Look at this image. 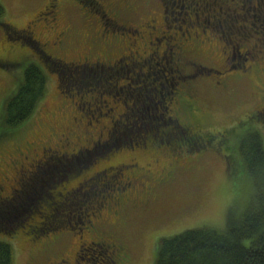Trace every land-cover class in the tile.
Returning a JSON list of instances; mask_svg holds the SVG:
<instances>
[{"label":"trees","instance_id":"trees-1","mask_svg":"<svg viewBox=\"0 0 264 264\" xmlns=\"http://www.w3.org/2000/svg\"><path fill=\"white\" fill-rule=\"evenodd\" d=\"M74 1L86 5L84 9L86 15H82V17L98 21L96 23L97 29L93 28L91 21L84 26V46H82L84 50L78 57L69 59L65 54L72 48L71 46L56 43L55 46H62L63 51L61 53L60 49L57 50L54 47L57 52L54 54L44 47L42 40L33 34L34 30L32 28L26 27L29 30L25 38L31 37L30 40L24 41L26 46L23 43L22 45L35 52L38 58L33 60V63L27 64L24 69L20 67L26 62L25 60L20 59L15 63L14 76L20 77L21 82L3 102L0 112L3 120L0 139L10 137L11 133L15 132L14 128L16 129L18 125L24 123L34 113L37 104L44 96L47 74L52 69H57L60 74L68 72L66 74L68 75L71 71L74 73V71H84L86 68L98 69L101 65V68L106 67L109 74L100 80L64 88L61 79H59V74L56 71L54 72L58 76L55 75L59 80L62 95L65 98L66 96L70 97L76 106V111L83 115L78 121L74 118L71 119L72 124H75L77 127L74 126L79 131L64 123L63 126L67 128V132L63 130L61 133H56L57 141L53 147L51 145L43 147L40 142V146L36 144V148H34L30 144L24 143L25 154L16 141L12 142V147L19 149L25 162L12 167L14 173L11 178H7L9 179V185L5 186L9 191H6L5 187L0 185V211L1 208H4L1 206L4 202L13 201L18 203L26 201L27 191L34 189L32 180L35 169L46 163L52 152L58 151L56 152L57 161L64 162L71 159L72 164L69 163L70 165L65 168H73L71 171L67 170L69 177H74L79 171L84 174L69 183L66 180L61 181L60 185L66 184L63 188H55V186L51 187L50 191L41 192L40 195L36 193L33 198H36V200L33 203L22 202L18 209L13 208L9 216L8 214H0V264H14V245L11 241L14 238L32 245L28 252V260L31 261L36 256L37 243L49 240L51 244L62 236L59 235L60 233L67 230L75 232L78 237L79 232L83 229L87 230L92 225L102 227L99 228L96 234L101 233V236L104 235L105 238L111 241L117 242V240H120L119 244L126 248L125 253H115L113 255L111 249L106 247L110 256H105L104 261L107 264H130L134 253L132 244L114 233H111V236H106L108 230L102 233L106 225H123L124 222H118V217L114 218V214L119 215L121 210L113 204L117 197V191H111V184L108 185L107 190H104V184L100 179L97 180V176L121 159L117 157L118 153H126L121 156L126 160L125 157L136 151V148L139 152L153 145H163L165 142L169 143L171 147L169 149L173 153L180 152L182 149L201 153L204 149L212 147L213 143L220 144L219 150L225 146V150L229 153L226 155L229 171L232 173L242 172V174L246 172L253 180L254 196L244 206L240 214H236L235 210H230L226 215L222 228L201 225L184 229L170 236L159 237L154 264H264V143L258 126L254 125L260 123L258 121L260 120L259 115L262 113L264 105L251 112L248 119L240 120L232 128L226 129L217 135V133L208 131V126L211 124V115L208 108L200 102L194 87L196 79L202 77V74L221 75L222 83L215 82L214 85L216 90L221 92L227 90L230 81L243 77L241 73H237L236 70L238 69L232 70L231 68L229 60L232 51L226 39L222 43L219 42L214 45L220 55L225 54L220 63L207 65L197 60L201 56L198 55L200 46L208 45L206 52H209V44L212 43L214 38L220 39L216 31H218L217 24L221 25L218 18L221 16L208 13V20L205 19L201 22L196 7H188L183 12V16H186L182 17L176 25L168 21V10L173 11L176 6L175 1L155 0L154 6L152 7L151 4L144 16L137 15V22L133 25L127 23L128 18L125 17V13L120 12L121 8L131 7L129 0H105L104 3L97 0ZM132 1L145 8L148 5L147 0ZM198 1L207 7L211 0H197V8H200ZM225 1H227V7L229 4L235 3L234 0ZM245 1L238 0L239 4L237 5L241 11L244 10ZM53 2L60 4L59 0H52L44 6L43 11H50L53 8ZM262 4L264 5V3ZM214 6L215 4L212 8ZM254 8L256 9L257 6L254 5ZM3 9V5L0 4V14ZM157 13L165 15L167 19L166 26L173 27V29L165 28L157 36V38L163 39L161 44H157L156 35L154 41L152 40L154 32L161 31L157 25L158 19L156 18H159ZM123 18L126 19L123 20ZM244 20L246 21L247 18L244 17ZM7 24L11 25V23L0 20V25L4 29L6 25V33L10 29L13 31ZM238 25L242 31L251 28L248 23L244 22ZM90 29L92 30L90 31ZM176 31L188 33L184 34L188 37L186 38L184 35L180 37L179 33L178 35L174 34ZM29 32H32V34ZM63 33L62 36L65 42L66 34L72 33V27L68 26L63 30ZM149 33L153 34L150 37H145ZM13 34L18 35L14 32ZM174 36L177 38L175 39ZM255 37V33L249 32V34H242L243 40L238 39L240 47L243 45L247 47L245 54L250 56L248 60L254 59L253 56L255 58L258 56L256 51L258 52L260 47L257 45L256 40H252ZM251 40L252 42H250ZM149 41L156 44V52L151 51V56L148 51ZM167 41L169 44H167ZM155 44L151 45L153 49ZM122 45H126V47L120 48ZM74 47L76 48L75 45ZM165 48L166 51L163 53ZM145 50L146 52H144ZM7 51L0 50V68L9 71L8 67L13 57L8 56ZM118 58L122 59L119 63H115L114 60ZM159 61L167 64L172 79L171 85L166 86L162 92H160L162 83L159 86L156 77H150V71L148 70L152 64H158ZM232 65L238 66L237 68L246 66L244 68L246 72L252 66L256 67L257 72L254 75L257 80H260L259 75H257L260 68L259 64L250 62L245 65ZM124 66L127 71L123 70ZM130 71L136 76L143 77L140 83H148L150 87L149 94L152 98L150 101L141 96L139 79H131ZM131 84H135V86ZM131 88L136 89V91ZM131 92H135L136 97ZM124 93H127L128 97H125ZM103 95L106 98L105 100L102 99ZM75 98H78L77 101H75ZM157 100H160V104H157V106H161L159 108L155 106ZM66 102L57 105L62 109L61 113L58 112L61 117L68 114ZM84 102L86 108L83 106ZM148 102L151 103L150 108L144 106V103ZM119 104L121 105L118 106ZM121 106L123 107L119 109ZM95 108H98L97 111H95ZM159 109H162L161 112ZM45 110L46 107L44 112ZM52 115L53 111L49 110L46 115L47 119L43 122L44 127L52 128L51 123L48 121ZM68 116L74 117L75 115L72 113ZM68 116L64 118V121H67ZM165 116L166 119L163 118ZM101 118H105V121H100ZM249 119H253L252 124H246ZM129 121L134 122L135 126L129 130L128 128L123 129L122 131H127V135L123 136L124 139L119 140L117 134L115 135L116 126H122ZM99 130L106 131L101 142L87 150L89 146L94 144L93 140ZM67 142L71 143L70 146L66 145ZM27 152H29V155H27ZM66 152H69L70 155L62 156ZM100 158L107 160L97 164ZM84 163L90 165L85 164L86 166H84ZM133 171V169H128L126 173L129 175ZM88 173L91 176L89 182L95 179L97 184H102L99 186L100 191L103 194L105 193L104 197L80 205L78 213L83 214L71 221L67 218V213L71 210V207L64 202L72 197L76 189L86 182V177H89ZM101 177H103L102 180L111 178L110 176H104V174ZM56 185L58 186V182ZM39 187L37 186L36 189ZM92 196L95 198V196L98 197V194L92 193ZM102 206L105 211L104 216L100 212ZM2 234L14 235L12 239H8L9 242ZM98 236L92 237L94 243L88 245L89 247L104 244ZM42 250H47V247L43 246L42 249H38V251ZM97 260L95 259L90 264H99L100 262ZM82 263L84 264V262Z\"/></svg>","mask_w":264,"mask_h":264},{"label":"rangeland","instance_id":"rangeland-1","mask_svg":"<svg viewBox=\"0 0 264 264\" xmlns=\"http://www.w3.org/2000/svg\"><path fill=\"white\" fill-rule=\"evenodd\" d=\"M47 1L48 0H0V4L4 7L0 14V20L11 23L13 26L7 24V26L13 29V31L11 29L8 30L7 33L9 34H7L5 32L6 25L5 29L0 25V50L3 52L8 50L7 55L13 57L11 64L9 67L7 66L9 71L0 68V112L5 99L13 93L14 89H16L21 82L20 77L17 78L14 76L16 61L20 59L25 60L26 62L20 67L24 69L27 64L33 63V60L38 58L35 52L24 47L26 46L24 41L30 40L31 37L25 38L28 33H23V29L28 24L30 28L34 30L33 34L42 40L44 47L54 54L57 53L54 47H56L57 50L60 49L61 53L63 51L62 46H55L56 43H64L65 46H71L72 48L65 54L69 59L78 57L84 50L82 48V46H84V26L91 21L93 23V28L97 29L96 23L98 21L82 17V15H86L84 11L86 5L84 6L74 0H59L60 4H58L56 9L44 15H39V10H43L44 4H46ZM97 1L104 3L103 1L105 0ZM173 1H175L176 6L173 11L168 10V21L176 25H178V21H180L182 17L186 16H183V12L188 9V7H196L195 9L199 12L201 22L205 19L208 20V13L210 15L214 13L215 15L221 16L218 17L221 25L217 24L218 31H216L220 39L216 37L212 43L209 44L211 52H206L208 45L200 46L198 55L200 54L201 56H197V60L207 65L220 63L225 54L220 55L217 49L214 48V45L219 42L222 43L223 40L226 39L232 51L229 60L231 65H245L251 62L257 63L260 66L257 73L260 80H257L254 74L247 73L244 69L246 66L237 68V73H241L243 77L230 81L227 90L224 92L220 90L217 91L214 86L215 82L222 81L221 75H214L213 73L210 75V73H207L202 74V77L196 79L194 87L198 93V98L200 102L208 108L211 115V124L208 126V131H212L219 135L220 132L235 126L240 120L248 119V115H250L251 112H254L264 105V5L262 4L264 0H246L243 11H241L237 5L239 4L238 0H234L235 3L229 4L228 7L226 6L227 1L225 0H211L207 7L198 1L200 8H197V0ZM129 2L131 7L126 9L121 8L120 12L125 13V17L128 18L126 21L127 23L134 25L137 22L138 16H144L151 4L153 7L156 1L147 0L148 5L146 8L138 5V3L132 0H129ZM258 2L259 4H257ZM214 4L215 6L212 8ZM254 5L257 6L256 9ZM159 13H157L158 16H162ZM244 17L247 18L246 21ZM125 19L126 18H123V20ZM243 22L248 23L251 28H248L249 30L246 28L245 31L240 30L238 24ZM68 26L72 27V33L66 34L67 38L64 42L62 36V34H64L63 30L68 28ZM91 30L92 29H90V31ZM13 32L18 35H14ZM249 32L255 33L256 37L252 40H256L257 45L260 47L258 52L256 51V55L258 54V56L256 58L253 56L252 58L254 59L251 60H248L250 56L245 54L247 47L244 45L240 47L238 45V39L243 40L242 34H249ZM161 33L160 30L155 31L154 34L152 33V40L154 41L155 35L159 36ZM184 36L186 38L188 37V35ZM252 40L250 42H252ZM84 41L86 42L85 39ZM167 44H169L168 41ZM133 49L135 50L134 47ZM123 70L127 71L125 66ZM148 70L150 71V77H156L159 86L162 83L160 92H162L166 86L171 85L172 79L170 72L167 64L164 62L159 61L158 64H152ZM55 71L59 74V79H61V84L64 88L81 85L93 80H100L103 77H107L109 74L106 67L101 68V65H99L98 69L86 68L84 71L79 70L76 72L74 71V73L71 71L68 75H66L68 72H62L60 74L57 69H52L48 72L44 96L37 104L34 113L30 115L24 123L18 125L16 129L14 128L15 132H12L10 137L7 136L5 139H0V185L4 187L9 185L7 178H11L14 173L12 167L25 162L19 149L12 147V142L16 141L25 154L24 143L27 145L30 144V146L34 148H36V144L40 146V142L43 147L49 145L53 147L54 143L57 141L55 137L56 133H61L63 130L67 132V128L63 126L64 123L70 128L79 131L76 128L77 126L72 124L71 119H73V117L68 116L70 114L72 115V113L73 115H79V112L76 111V106L70 97L66 96V99L62 95L59 87V80L57 79L58 76L54 73ZM144 72L146 71L144 70ZM129 74L131 79H139L138 84L141 87V96L146 98L147 101H150L152 98L149 94L150 87L148 83H140L143 77L136 76L132 71H130ZM131 85L135 86V84ZM132 90L136 91L134 88ZM131 93H134L136 97L135 92ZM124 96L128 97L127 93H124ZM75 99V101H77L78 98ZM102 99H106L104 95ZM64 102H66L68 114L61 117V115H58V112L61 113L62 109L57 105H61ZM102 104L104 105V103ZM150 104L149 102L144 103V106L150 108ZM157 104H160V100L156 101L155 106L158 108L161 107L157 106ZM85 105L86 103L84 102L83 106L86 108ZM120 105L121 104L118 106ZM45 107L46 110L44 112ZM122 107L123 106L119 107V109ZM98 108H95V111H97ZM162 109H159L160 112ZM49 110L53 111V115L49 117L50 119L48 120L51 123V129L43 125V122L47 119L46 115ZM67 116V121H64V118ZM259 117L260 120L258 121L260 123L254 125L258 126V130L263 136L264 143V108ZM163 118L166 119L167 117L165 116ZM2 121V116L0 115V129H2ZM100 121H105V118H101ZM252 123L253 119H249L248 122H246V124ZM134 126L135 123L131 121L128 123L125 122L122 126H116L115 135L117 134L116 136L119 140H121V138L124 139L125 137L123 136L127 135V131L122 130L126 128L129 130ZM165 143L163 145L150 146L145 149V151L148 150V153L137 152L138 148L135 149L136 151L132 152V155L139 159L142 170L151 168V177H153L154 182L162 181V185L155 187V191L158 194L156 200L145 208H135L131 205L126 206L121 212L125 214L123 216V221H125L124 224L106 225L102 231V233H104L105 230H108V233L105 234L106 236H111V233L120 235L121 238L132 244L134 253L132 254V261L130 264H154L155 253L158 248L159 237L161 236H170L184 229L201 225L222 228L227 213L230 210H235L236 214H240L244 206H246L254 196V184L251 177L246 174V172L242 174V172L232 173L229 171L226 159V155L229 153L225 150V146L219 150L220 144L213 143L212 147L204 149L201 153L187 149H182L180 152L173 153L169 149L171 148L169 143ZM70 144V142L66 143L68 146H70ZM151 148H153V150H151ZM56 152L58 151L52 152L46 163L35 169L32 180L34 189L27 191L26 201H20L18 203L13 201L4 202L1 205L4 208H1L0 214H8L9 216L13 208L18 209L22 202L33 203L36 200V198L33 199L36 193L40 195L42 194L41 192L50 191V188L55 186V188H63L66 184L60 185L61 181L64 182L66 180L67 183H69L76 177L84 174L79 171L74 177H69L67 170L71 171L73 168H65L72 164L71 159L64 162L57 161L58 157ZM118 154L119 155L116 154L117 157L123 159L121 156L126 153ZM27 155H29V152H27ZM105 158L98 159L97 164L107 160ZM125 158L129 159L127 157ZM85 164L90 165L88 163H84L83 165L86 166ZM165 169L167 173H165ZM115 173L116 171H112L109 174L115 175ZM87 175H89V177L85 179L87 181L76 189L72 197H69L64 202L71 207V210L67 213V218L71 221L83 214L78 213L80 210L78 207L80 205L90 201H97L104 197L105 193L103 194L100 191L101 188L99 185L104 184V190H107L109 183L112 181L111 178L102 180L103 177H101V175H103V173H101V175L97 176V180L100 179L102 184H97V180L95 179L89 182L91 180L90 173ZM57 182L58 186L56 185ZM37 186L40 187L36 189ZM5 190L9 191L6 187ZM92 193H97L98 197L95 196V198H93ZM100 208V212L104 216L105 211L103 210V206ZM114 215V218H117L118 214L115 213ZM107 216L109 217V215ZM85 230L86 229H83L81 231L82 234ZM2 235L10 242L8 239H12L14 234ZM59 235L62 236L51 244L49 240L37 243L38 246L35 248L36 256L31 261L28 260V252L32 245L25 244L21 240L14 238L11 240L14 245V264H70L68 257L72 258V254L78 243V237L75 232L71 230L62 232ZM88 245L90 244H84L82 255L88 257L91 262L98 259L97 261L100 262L99 264H107V262L104 261L105 256H110V253L106 249V247L109 248L107 244L104 243L90 247ZM43 246H46L47 250L38 251V249H42ZM63 259H66V261Z\"/></svg>","mask_w":264,"mask_h":264},{"label":"flooded vegetation","instance_id":"flooded-vegetation-1","mask_svg":"<svg viewBox=\"0 0 264 264\" xmlns=\"http://www.w3.org/2000/svg\"><path fill=\"white\" fill-rule=\"evenodd\" d=\"M52 0H48L47 3H49ZM55 1V0H54ZM46 3V4H47ZM44 4V6L46 5ZM59 3L55 4V2H53V8L50 9L54 10L56 9V7L58 6ZM47 11H39V15L40 14H46ZM157 20V25L159 26L158 29H161V32L164 30V28H168V29H173L172 26H166L165 22H166V17L165 15L160 16L159 18H156ZM154 21H156L155 19H153ZM26 27H30L29 24ZM26 27L23 29V32H28L29 29H26ZM107 30V28H106ZM32 34V32H29ZM180 35V37H182L184 34L180 33L179 31L175 32L174 34ZM152 35V33H149L147 36L145 37H150ZM155 37V36H154ZM175 39L177 38L176 36H174ZM173 38V37H172ZM168 40V38H167ZM170 41L172 39H169ZM60 41V40H59ZM156 41L157 44H161L163 39L157 38L156 36ZM150 42V47L148 48L149 51V55L151 56V51H155L156 52V44L155 42L153 43L152 41ZM155 44L154 49L151 47V45ZM166 46V45H164ZM126 47V45H122L120 46V48H124ZM167 47V46H166ZM118 50H120L119 47H117ZM158 48V47H157ZM226 48V47H225ZM137 51V50H136ZM135 51V52H136ZM165 50H163V53H165ZM227 51V49H226ZM146 52V50L144 51ZM138 53V51H137ZM1 54V53H0ZM227 56H228V51H227ZM122 58H118L115 59L114 62L115 63H119L121 61ZM238 66L236 65H231L232 70L237 69ZM257 72V68L256 67H251L249 69H247V73H253L256 74ZM219 83H222L221 81H217ZM80 115V116H79ZM79 115H75L73 118L77 119L76 121L79 120V118L83 115L79 114ZM171 116H174L173 114H170ZM257 115V114H255ZM106 133V131L104 130H99L96 138L93 140V145L89 146L87 150H89L91 147H93L95 144L97 145L98 143L101 142V139L103 137V135ZM82 151V150H81ZM141 153H148V151L142 150L139 151ZM69 156L70 153L66 152L64 154H62V156ZM129 159H120L117 160L113 165L109 166L105 172H103L104 176H110L111 177V182L109 184H111V191H117V197L115 198L113 204L121 209L119 212V215H121L119 217V215L117 216V221L118 222H125L122 220V217L125 215L124 213H121L123 211V209L128 205L131 204L133 207L135 208H145L148 207L149 205H151L157 198L158 194L155 191V187L156 186H160L162 185V181L160 182H154L153 177H151V168H147L142 170L141 166H140V161L138 158L134 157L132 155V153H130L129 155L126 156ZM117 164V165H116ZM131 170L133 169V173L127 175V170ZM108 170V171H107ZM116 171L115 175H110L108 173ZM165 173H167L166 169H165ZM124 179H126L124 181ZM9 180V179H8ZM87 181V180H85ZM1 188V186H0ZM1 194V192H0ZM99 228L102 227H98V226H90L85 233L82 234V232H79L80 235L78 236V243H77V247L75 252L72 254V258L68 257V261L70 264H82V262H85L84 264H90L91 261L88 257H84L82 255L83 251H84V244L88 243V244H92L93 236H97L101 238V241L104 242L105 244H107V246L111 249V252L113 253V255L115 253H125L126 248L122 245L119 244L121 241L117 240V242L115 241H111L108 238H105V236H101V233H97V231L99 230ZM64 261H66V259H63Z\"/></svg>","mask_w":264,"mask_h":264}]
</instances>
